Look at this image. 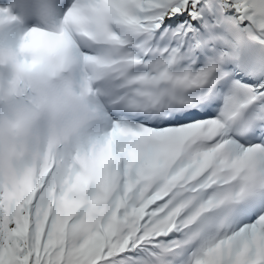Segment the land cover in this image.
Here are the masks:
<instances>
[{"label": "snow or ice", "instance_id": "snow-or-ice-1", "mask_svg": "<svg viewBox=\"0 0 264 264\" xmlns=\"http://www.w3.org/2000/svg\"><path fill=\"white\" fill-rule=\"evenodd\" d=\"M0 264H264V0H0Z\"/></svg>", "mask_w": 264, "mask_h": 264}]
</instances>
